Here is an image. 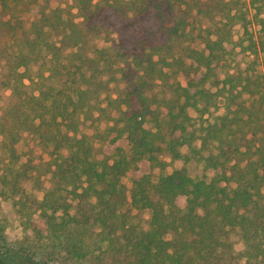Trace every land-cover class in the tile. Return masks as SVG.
Wrapping results in <instances>:
<instances>
[{"label":"trees","instance_id":"1","mask_svg":"<svg viewBox=\"0 0 264 264\" xmlns=\"http://www.w3.org/2000/svg\"><path fill=\"white\" fill-rule=\"evenodd\" d=\"M251 8L264 60V0H0L2 264H264V76L230 63Z\"/></svg>","mask_w":264,"mask_h":264},{"label":"rangeland","instance_id":"2","mask_svg":"<svg viewBox=\"0 0 264 264\" xmlns=\"http://www.w3.org/2000/svg\"><path fill=\"white\" fill-rule=\"evenodd\" d=\"M248 2L250 0H247ZM34 11L37 10V6H33ZM254 9L251 8L247 14L248 16V29L246 30L242 25H237L234 28L235 32V38H234V43L231 46V55H230V63L232 65H237L240 64L242 68L248 69L251 73L253 74H261L264 76V60L262 55L257 57L254 55L251 51L245 50L239 42H244L245 44L249 43V38L252 33L257 37L260 32V25L258 24L256 18L254 17ZM201 20V18H198ZM97 43L99 46H106L111 43V40L108 36L102 35L100 38H98ZM215 112L216 113H220ZM193 115L196 116L195 111H191ZM108 123H102V125L99 127V131H104ZM100 143H97V147H99ZM19 148L22 151H25L29 155H32L37 163H41L43 160H48V157L44 151L41 150L40 147H38L32 139H27L25 142H22L19 145ZM184 151H187V148H184ZM163 158L168 161V165L166 167V170L163 171L160 167H154L150 165L147 162H144L141 164L140 168L138 170H133L130 171L126 177H124L123 181L126 184L129 195H130V190L133 187V181L135 178L141 176L144 173H149L152 175L154 180L158 179V176L165 172H172L174 169L181 168L185 165L183 160H174L171 158L170 155L165 154L163 155ZM189 171L194 177H200L203 174L202 169L195 163L189 164ZM48 174H45L43 176V179H45V187L48 186ZM34 193L39 197L43 198L44 196V191L40 189H36ZM133 213V219L134 221H139V220H150L152 216V211L150 209H138V208H133L132 209ZM9 216L12 220V226L9 228L8 233L9 236L12 239L15 238H20L22 237L23 233L20 227V220L19 217L16 215V213L9 208ZM233 240L235 241V247L237 251H242L245 248V243L241 238L237 235H233ZM0 264L2 262L0 261ZM22 264H46V263H38L34 262L31 260H24ZM51 264V263H48Z\"/></svg>","mask_w":264,"mask_h":264}]
</instances>
